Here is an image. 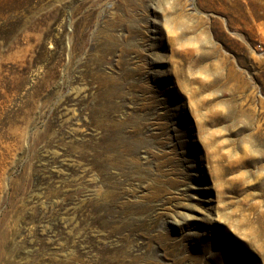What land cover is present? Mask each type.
<instances>
[{"label":"rangeland","instance_id":"1","mask_svg":"<svg viewBox=\"0 0 264 264\" xmlns=\"http://www.w3.org/2000/svg\"><path fill=\"white\" fill-rule=\"evenodd\" d=\"M134 219L264 264V0H0V264H93Z\"/></svg>","mask_w":264,"mask_h":264},{"label":"bare ground","instance_id":"2","mask_svg":"<svg viewBox=\"0 0 264 264\" xmlns=\"http://www.w3.org/2000/svg\"><path fill=\"white\" fill-rule=\"evenodd\" d=\"M178 74L182 75L181 71L176 74L177 77H179ZM124 126L125 124L122 121H117L115 123V127H116L115 130H116L118 137L120 138H122V128ZM138 126L139 124H132V131L136 132L138 130ZM137 143H138V140L132 142L131 144H127L126 149L129 152H133L136 149ZM164 191H165V188L162 186V181L154 180V183L151 186L150 196L147 201H151L157 198L158 196H161V194ZM122 207L127 209L126 210L122 208L125 211H128L130 209V206L128 204L127 205L123 204ZM145 210L146 208L140 205V206H137L136 208H133L131 210V213L137 214V217H138ZM155 222H156V218H154L152 223L154 224ZM147 225L143 221L138 222L137 219L131 220L130 222H122L118 225H115L114 227H112L111 231L118 234L122 241L121 244L118 246V249L113 250L112 248L111 249L102 248L99 250L98 254L96 255L94 259H92L91 262H93V264H137L139 262V258L133 257L131 255L132 253L128 251V247L132 243V239H131L132 237L141 238L142 236H145L148 239L147 244L149 245V249H153L150 242L153 241L154 239L156 240V242H158L159 247L164 251V255L166 253L168 257L169 256L173 257L171 259L172 263L170 262V264H183V251H181L182 249L179 244V241L175 239L170 233H167V232L151 236L149 235V228L147 227ZM201 237H203V239H201V241L197 243L195 251H193L191 254V262H192L191 264H219L220 262L223 264H232L229 258V251H228L229 249L228 250L224 249V252L218 256L219 260L217 261L213 260V258L211 257H207L206 259H203V256L209 253V247H211L212 244L211 242L207 243V239L203 235ZM151 253L152 254H150V256L153 257L154 250H151ZM240 263L241 262L237 264H240ZM160 264H163V263H160Z\"/></svg>","mask_w":264,"mask_h":264}]
</instances>
